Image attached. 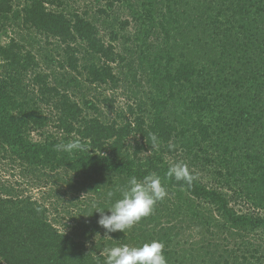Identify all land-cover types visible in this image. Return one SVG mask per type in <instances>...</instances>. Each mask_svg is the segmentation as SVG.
Returning <instances> with one entry per match:
<instances>
[{
  "label": "trees",
  "instance_id": "trees-1",
  "mask_svg": "<svg viewBox=\"0 0 264 264\" xmlns=\"http://www.w3.org/2000/svg\"><path fill=\"white\" fill-rule=\"evenodd\" d=\"M75 1L0 0L1 23L56 40L63 57V71H50L33 36L29 48L15 38L0 43V160L24 179L0 181V264H103L107 248L152 239L168 264H264V0H96V19L88 9L70 12ZM115 7L145 21L146 37L157 30L163 45L140 58L150 97L134 92L127 111L112 116L107 91L120 84L113 64L134 68V56L102 31L119 19L108 14ZM93 86H105L104 96H87ZM73 139L88 150H56ZM176 161L197 176L191 186L167 176ZM153 172L167 196L125 232L107 233L92 201L110 214L117 189ZM23 183L48 193L38 199ZM52 197L73 208L66 221L52 218Z\"/></svg>",
  "mask_w": 264,
  "mask_h": 264
},
{
  "label": "rangeland",
  "instance_id": "rangeland-1",
  "mask_svg": "<svg viewBox=\"0 0 264 264\" xmlns=\"http://www.w3.org/2000/svg\"><path fill=\"white\" fill-rule=\"evenodd\" d=\"M66 6L70 12L78 11L82 13L84 10L88 9L95 19L100 16L96 11V8L99 7L96 3V0H78L75 2H71ZM127 12L128 11L125 10L124 7H115L114 10H108V14L112 17L119 16L116 24L112 25L116 30L114 39L111 37L112 26L110 27L109 25H107L102 27V31L106 38V41L113 42V44L116 45V49L118 51L126 50L127 54L131 53L134 56L132 58L128 57L134 67L132 70H130V68L125 63L122 64L121 61H117L113 64L115 72L119 76L120 84L116 87H112L111 90L107 91V94H111L115 97V111L112 112V116L121 114L122 110L123 112L127 111L126 106L128 104H133V101H135L134 98L136 97L133 95L134 92H138L136 96L139 95V98H142L143 101L147 100V98L150 97L151 93L149 92L152 88L151 80L149 79L150 69L144 63V65H140V58H143L150 53L152 54L155 49L156 51L154 53H156L160 48H162L163 45L162 38L158 35L157 30H153L152 37H146L144 30L145 27L149 25L145 21L143 22V24L136 22L129 16ZM124 20H128L129 23L127 26L122 28V23ZM112 22H114V20H112ZM30 36H33L35 40L38 41L34 45V51L40 59L41 67L43 69H49L50 71H63V69L58 66V60H61L63 57L61 50L57 47L58 45L56 40L50 39L49 41H47L45 37L41 38L38 34H35L33 29L25 28L19 22L13 21L12 19L3 23L0 22L1 44H6L10 41V39L15 38L29 48L31 47ZM50 58H52V60L54 61H51ZM153 59L154 56L152 55L148 60L152 61ZM78 79L82 84H85V76H79ZM104 87L105 86H93L90 91H88V89H84V91L87 92V96H93L95 94V97H103L104 95H102L100 92L103 91ZM68 92L72 94L75 93L77 97L81 98V93L83 91H77V93L68 88ZM43 111L45 114H50L52 115V117H55L54 112L51 108L44 106ZM53 126V121H51L47 126H45V128L46 130H52ZM2 156L3 152L0 153V159ZM10 165L7 163V160H0V181H2L3 183H10L15 185L19 184L16 181H24V179L18 174V171L9 170ZM13 173H16V175H14ZM25 186H27V188ZM21 188L24 189L25 192H30L38 199H43L48 193V187L41 188L39 186L33 187L31 185H29L28 187L27 183H23V185H21ZM62 189H65V186L61 187V190ZM67 191L69 192H66L62 196L65 200L68 201L71 196L75 195L74 193H72V189H69ZM65 200L58 201L57 198L52 197L46 199L45 201V204L50 208V212H52V218H56V216L60 214L63 218L61 222L67 220L65 210H73V208L69 206V202ZM64 215L66 217H63ZM57 226L58 228L62 229L61 223L59 225L57 224Z\"/></svg>",
  "mask_w": 264,
  "mask_h": 264
},
{
  "label": "clouds",
  "instance_id": "clouds-1",
  "mask_svg": "<svg viewBox=\"0 0 264 264\" xmlns=\"http://www.w3.org/2000/svg\"><path fill=\"white\" fill-rule=\"evenodd\" d=\"M152 148L158 149L159 141L155 134L151 135ZM169 145V148H172ZM57 151L73 153L74 151H87L86 145L79 139H73L67 143L61 142L55 145ZM167 176L176 181H183L191 186L197 179L187 164L182 161L170 162ZM119 198L108 206L110 214L101 210L95 200L91 207L100 213L98 224L107 233L125 232L142 218L151 215L154 206L167 196V190L163 186L160 177L156 173H149L142 179L131 176L126 185L117 189ZM115 195L113 191L106 193L111 201ZM103 264H168L164 255V245L161 241L152 239L137 245L121 244L105 250Z\"/></svg>",
  "mask_w": 264,
  "mask_h": 264
}]
</instances>
